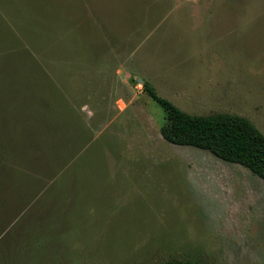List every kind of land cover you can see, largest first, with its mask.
<instances>
[{
  "label": "rangeland",
  "instance_id": "obj_1",
  "mask_svg": "<svg viewBox=\"0 0 264 264\" xmlns=\"http://www.w3.org/2000/svg\"><path fill=\"white\" fill-rule=\"evenodd\" d=\"M146 82L264 134V0H0L1 257L37 222L49 262L264 264V181L165 141Z\"/></svg>",
  "mask_w": 264,
  "mask_h": 264
},
{
  "label": "trees",
  "instance_id": "obj_2",
  "mask_svg": "<svg viewBox=\"0 0 264 264\" xmlns=\"http://www.w3.org/2000/svg\"><path fill=\"white\" fill-rule=\"evenodd\" d=\"M144 91L166 113V122L161 128V135L165 141L174 145L209 151L226 162L247 168L264 181V134L248 118L228 113L208 116L192 115L184 112L168 99L159 96L148 82L144 83ZM10 153L11 146L5 147L0 142V154L5 156L7 161L4 163L7 167ZM8 183L10 182L5 180L0 182V187L3 188L0 191V231L13 224V218L6 215L9 204L15 201L14 193L11 191L13 183L7 187ZM37 227H39L38 223L34 222L28 229L25 228L21 232L12 229L13 241L10 239V252H3L2 257L0 256V264H61L57 262L59 257L53 261H47L57 257L58 251H51L52 249L48 246L47 241L50 236L46 229ZM159 264L198 263L175 255H167L162 257Z\"/></svg>",
  "mask_w": 264,
  "mask_h": 264
},
{
  "label": "crops",
  "instance_id": "obj_3",
  "mask_svg": "<svg viewBox=\"0 0 264 264\" xmlns=\"http://www.w3.org/2000/svg\"><path fill=\"white\" fill-rule=\"evenodd\" d=\"M210 16H208V19H212L213 17H214V12L212 13V12H210V13H208ZM221 18V17H220ZM195 25V27L197 28V27H199V26H197V23H195L194 24ZM208 26V25H207ZM210 29V28H209Z\"/></svg>",
  "mask_w": 264,
  "mask_h": 264
}]
</instances>
